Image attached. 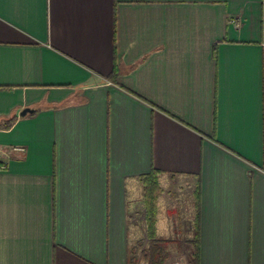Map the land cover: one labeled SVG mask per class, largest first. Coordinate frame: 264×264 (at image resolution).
<instances>
[{
    "label": "crops",
    "instance_id": "1",
    "mask_svg": "<svg viewBox=\"0 0 264 264\" xmlns=\"http://www.w3.org/2000/svg\"><path fill=\"white\" fill-rule=\"evenodd\" d=\"M151 169L165 263L264 264V0H0V264H133Z\"/></svg>",
    "mask_w": 264,
    "mask_h": 264
},
{
    "label": "trees",
    "instance_id": "2",
    "mask_svg": "<svg viewBox=\"0 0 264 264\" xmlns=\"http://www.w3.org/2000/svg\"><path fill=\"white\" fill-rule=\"evenodd\" d=\"M139 180L142 182L144 190V209L148 246L140 256L138 255L137 257L136 255L131 257V263L138 264L140 262H145L146 264H164L168 258V253L163 250L162 242L158 243V241L154 239L156 200L161 190L158 183L157 171L151 169L148 173L140 175ZM187 261L189 264H197V252L195 251L193 254L189 255Z\"/></svg>",
    "mask_w": 264,
    "mask_h": 264
},
{
    "label": "built area",
    "instance_id": "3",
    "mask_svg": "<svg viewBox=\"0 0 264 264\" xmlns=\"http://www.w3.org/2000/svg\"><path fill=\"white\" fill-rule=\"evenodd\" d=\"M180 258H174L171 261L166 262L165 264H187L186 259L183 256H179Z\"/></svg>",
    "mask_w": 264,
    "mask_h": 264
},
{
    "label": "rangeland",
    "instance_id": "4",
    "mask_svg": "<svg viewBox=\"0 0 264 264\" xmlns=\"http://www.w3.org/2000/svg\"><path fill=\"white\" fill-rule=\"evenodd\" d=\"M137 227H138V225H137ZM135 234L138 236V230H137V232ZM137 246H138V238L136 239V247ZM137 257H138V247H137ZM171 258L174 259V258H180V257L179 256H172ZM172 259H169L168 261H171Z\"/></svg>",
    "mask_w": 264,
    "mask_h": 264
},
{
    "label": "water",
    "instance_id": "5",
    "mask_svg": "<svg viewBox=\"0 0 264 264\" xmlns=\"http://www.w3.org/2000/svg\"><path fill=\"white\" fill-rule=\"evenodd\" d=\"M32 110L30 108H26L22 111V115H25L27 112H31Z\"/></svg>",
    "mask_w": 264,
    "mask_h": 264
}]
</instances>
